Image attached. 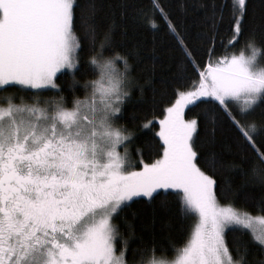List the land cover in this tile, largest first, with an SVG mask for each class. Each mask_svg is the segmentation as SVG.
Returning a JSON list of instances; mask_svg holds the SVG:
<instances>
[{"label": "snow or ice", "instance_id": "snow-or-ice-1", "mask_svg": "<svg viewBox=\"0 0 264 264\" xmlns=\"http://www.w3.org/2000/svg\"><path fill=\"white\" fill-rule=\"evenodd\" d=\"M103 7L101 0H0V264H264V227L255 226H264V198L253 215L234 206L230 187L218 192L215 179L217 171L238 168L215 150L217 132L227 129V152L250 154L246 175L264 188V25L259 36L248 30V0L194 3L208 29L197 33L207 44L201 66L187 30L161 0H117L101 16ZM130 11L171 36L183 57L176 79L188 65L198 72L165 108L161 152L151 163L132 160L134 132L118 123L133 89L143 92L132 75L138 51L117 40L127 36L122 22ZM245 31L239 53H229ZM85 48L82 74L95 78L81 81ZM63 70L71 76L68 89L83 90L71 106L56 82ZM201 105L185 118L186 109ZM201 126L203 158L196 146ZM161 195L178 198L184 219L196 217L187 236L167 247L138 237L121 215L131 203ZM229 232L238 234L231 245Z\"/></svg>", "mask_w": 264, "mask_h": 264}, {"label": "trees", "instance_id": "trees-1", "mask_svg": "<svg viewBox=\"0 0 264 264\" xmlns=\"http://www.w3.org/2000/svg\"><path fill=\"white\" fill-rule=\"evenodd\" d=\"M83 2V0H78ZM103 8L101 16H104L113 10L112 6L117 4V0H101ZM147 2V0H145ZM207 2V0H206ZM166 11L170 13L172 21H174L181 29L187 30L189 34V44L197 47V61L201 66L207 61L206 54H200L207 44L197 39V33L207 32L208 29L203 22L204 12L193 8L194 3H199V0H161ZM248 30L255 29L257 35H260V26L264 25V0H248ZM118 11V9H117ZM133 14L130 11L128 16L122 22L127 30V36L121 37L117 34V40H123L125 48H136L138 55L131 61L132 75L136 77L137 83L143 86V92L139 89H133L131 99L124 105L123 113L118 121L129 130L134 132V137L129 144L130 155L132 160L137 163L143 159L146 163H151L161 152L159 145L162 144L157 136L159 127V119L165 115V108L169 106L175 99V89L184 88L191 85L192 80L198 79V72H194L191 65L186 67L182 73V78L176 79V74L179 71L178 66L181 65L183 57L179 50L174 46V41L164 28L159 30H151L145 27L144 23L132 18ZM223 42L227 43L228 34H223ZM248 35L245 31L240 42L236 43L234 48H229L228 52L235 51L239 53L244 37ZM217 51L220 55L224 52L221 36L216 38ZM87 58V51L81 52V71L77 72V79H93L94 75L89 72L87 76L82 74L83 63ZM57 84L64 89V95L67 97L69 106L73 95L83 96V90L78 89L74 94L68 89L71 82V76L67 71H62L56 77ZM53 93L46 92L45 97L51 96ZM203 105L200 107L186 109L185 118L191 119L196 116ZM257 121L260 119L259 110L254 114ZM145 121H151V126L147 129L141 125ZM218 143L215 150L218 153L224 154L226 161H235L238 165L236 170H220L215 173L217 180V191L222 188L230 187L232 194L229 196L234 202V206L240 209H245L253 215H260L256 211L259 201L264 198V188L258 185H253L249 182V177L246 175L250 166V154H238L235 149L231 154L227 152V145L232 144V138L227 131L223 129L217 132ZM196 146L201 158L208 150V145L204 143L203 126L200 129V135L196 139ZM140 149V153L136 152ZM202 166V165H201ZM163 191V190H159ZM174 191V190H169ZM228 201L222 196L220 203L223 205ZM135 213V216H133ZM126 219L132 221L135 227L136 235L142 237L144 241L151 242L155 237L159 245L168 246V240L182 241L194 224L195 215L184 219L178 211V198L174 195L157 196L151 203L146 202V198H141L136 202L131 203V207L121 214ZM237 233H228V242L231 245ZM247 238V237H245ZM139 241L133 246H137ZM132 253L129 251V257ZM159 255V252H157ZM174 254L168 253V258Z\"/></svg>", "mask_w": 264, "mask_h": 264}, {"label": "rangeland", "instance_id": "rangeland-1", "mask_svg": "<svg viewBox=\"0 0 264 264\" xmlns=\"http://www.w3.org/2000/svg\"><path fill=\"white\" fill-rule=\"evenodd\" d=\"M63 71H66V70H63ZM58 74H59V73H57V75H58ZM163 118H164V116H163L161 119H159V121L162 120ZM186 119H187V118H186ZM159 130H160V124H159V127H158V129H157V133L159 132ZM121 151H123V149H121ZM255 226L257 227V229H259V228H261V227H264V226L260 225L259 222H257Z\"/></svg>", "mask_w": 264, "mask_h": 264}]
</instances>
